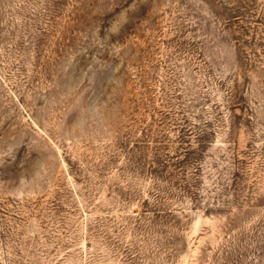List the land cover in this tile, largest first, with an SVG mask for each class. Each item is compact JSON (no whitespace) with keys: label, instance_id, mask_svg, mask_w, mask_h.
Returning a JSON list of instances; mask_svg holds the SVG:
<instances>
[{"label":"rangeland","instance_id":"374dc122","mask_svg":"<svg viewBox=\"0 0 264 264\" xmlns=\"http://www.w3.org/2000/svg\"><path fill=\"white\" fill-rule=\"evenodd\" d=\"M0 264H264V0H0Z\"/></svg>","mask_w":264,"mask_h":264}]
</instances>
